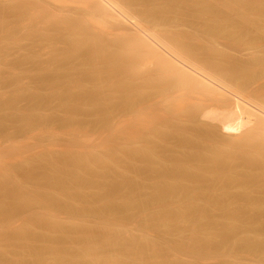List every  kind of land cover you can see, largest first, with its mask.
Wrapping results in <instances>:
<instances>
[{
  "label": "bare ground",
  "instance_id": "obj_1",
  "mask_svg": "<svg viewBox=\"0 0 264 264\" xmlns=\"http://www.w3.org/2000/svg\"><path fill=\"white\" fill-rule=\"evenodd\" d=\"M48 1L51 0H18L14 9L34 33L40 29L64 30L59 31L63 35L54 34L56 40L51 43L58 47L62 44L56 42H63L64 48H68L67 55L70 53L80 60V53L84 52L85 58L80 67L82 76L76 79L72 74L73 79L69 77L67 81L70 92L66 87L67 92L60 93L62 95L23 93L32 103L31 107L44 105L49 108L52 101H57L56 108L66 107L77 116L81 111L78 105L85 101L88 106H84V113L94 110L104 117L101 120L107 126L112 124L111 119L116 114H132L140 107L149 108L151 101L160 97L169 104L168 110L172 109L165 113L163 108L165 115L161 110L156 111V116L153 111L156 123H150V132L147 130L141 137L130 135L121 145L111 138L104 155L93 153V149H89L93 152L71 149L70 152L75 150L76 153L64 151L63 163L57 167L43 155L44 152H31L24 158L25 153L21 160L18 157L20 161L15 160L17 166L11 165L12 169L22 172L26 168V173H34L42 166L44 181L39 180L42 176L35 177L38 181L33 179V182L39 183L35 190L33 176L26 174L32 177L25 178L33 183H26L34 186L31 190L19 184L18 178L14 177V182L8 175L9 178L2 177L7 179L1 180L3 184L0 185V220L13 222L19 219L16 216L19 210L33 212L36 208L40 211L42 208L44 215L35 210V215L41 213L42 217L41 214L33 216V221L34 213L31 212L28 222L30 217L24 215L26 212L21 215L26 217H20L23 222L20 220L17 227L7 228L4 224L11 231L9 234L4 231L0 239L5 238L9 245L0 241V246L7 244L3 249L7 247L6 251L11 250L15 257L10 263L0 254L1 258L8 264H201L202 257L214 254L215 259L219 257L217 264H264V0H65L69 2L68 9L64 4L59 10L47 6ZM59 1L64 0L56 2ZM69 9L72 12L82 10V19L70 17ZM115 22L129 23V27L123 24L120 34L110 33L108 25L114 26ZM171 23L196 27L191 31L197 29L194 33L199 37L186 35L187 32L183 33L178 26L182 32L160 28ZM200 26L208 38L226 41L229 48L244 45L248 49H259L262 55L259 53L260 56L255 57L258 54L254 53L255 58L241 62L230 53L216 49L215 42L212 44L210 39L204 43V37L202 39L197 33ZM105 30L111 37L116 34V38L105 36ZM45 36L41 37L47 38ZM53 45L50 46L55 49ZM74 57L73 61L77 62ZM115 92L120 95L117 94L118 100L122 99L118 107ZM134 93L137 98L140 96L134 98L138 100L136 108L133 105L136 102L129 99ZM1 99L3 107L14 106L12 97ZM183 99L193 102L188 104L190 101H187L188 105L182 106ZM72 116L73 113L69 117L72 119ZM191 117L205 127L214 126L213 130L216 129L220 136H209L207 145L201 141L204 146L200 149L194 130L191 132L192 128L189 130L181 123L192 120ZM35 120L31 122L38 125L39 119ZM131 126L128 127L131 129ZM87 132L81 130L84 136ZM79 135L76 141H81L82 134ZM158 139L163 143H158ZM134 166L139 167V171L136 169L139 174H136L144 178L143 181L129 174L128 171H135ZM107 177H111V181ZM201 185L208 191H197ZM235 201L238 203L234 204ZM55 209L60 213L64 211L68 218L63 216L62 220L60 216L58 219L54 216ZM130 222L142 225L141 234L130 230ZM244 253L258 260L253 257L257 261L252 263L249 257L250 261L245 263L246 257H243L242 263L239 259Z\"/></svg>",
  "mask_w": 264,
  "mask_h": 264
},
{
  "label": "rangeland",
  "instance_id": "obj_2",
  "mask_svg": "<svg viewBox=\"0 0 264 264\" xmlns=\"http://www.w3.org/2000/svg\"><path fill=\"white\" fill-rule=\"evenodd\" d=\"M54 0H51V1H48V3L47 4H49V5H47V6H49L51 9L53 8L54 10L55 9H57V10H59V9H61L62 8V6L63 7H66V9H68L67 7V5H69V2H67L66 3V1L64 2L63 0V2H60L59 1V3H61V5H59V3L58 2H56V1H54ZM17 2H18V0H0V35H2V36H0V102L2 101V99L1 98H3V97H12L13 98V100H14V106L13 107H3L2 105H1V103H0V185L1 184H3V182L1 181V180H3V178H5L7 175L8 176H10V178H12L13 179V181H14V179L16 178H18L17 179V181L19 182V184H24V186H26V187H29V189H31V190H34L33 188H34V186H28L30 183V185H33V183L36 181H38L37 179H35V177L36 178H38V176L40 177V176H42V177H40V181H44L42 178H43V167L41 168L40 167V171H36V172H34V173H30V171H29V173H26V172H28L27 171V169L25 168V169H23L22 170V172L21 171H18V169L16 170L15 168H13L12 169V166L14 165H16L17 166V163L21 160V158L20 157H23L24 155H25V153H26V155L24 156V158H27V157H29L30 156V154H31V152L33 153V152H44L43 153V155L47 158V159H49L56 167L57 166H61L62 165V163H63V160H62V155H63V157H64V153H66V152H64V151H69L68 153L69 154H72V152L73 153H76V151L78 152L79 151V149H83L82 151H87V150H85V149H88V151H90L89 149H93V151H90V152H93V153H100L101 155L103 154V152H104V150H105V146H106V144L108 143L107 141H109L110 142V139L111 138H114L113 140L118 144V145H121V143H123V142H125L127 139H128V136H130V135H132L131 137H135V135H136V137H141V134H142V136L144 135V133L146 134L147 133V130H148V128L149 129H151L150 127L151 126H149L150 125V123H151V125L152 124H155L156 123V119H155V117H154V115H152V114H154L153 113V111L155 112V116H156V114L158 113H156V111H160V113L162 114V109L163 108H165V109H163L164 111L163 112H165L166 113V111H169L170 109H172V108H169V110H168V105L169 104H167V102L165 103V101L163 102V98H157V99H155L154 100V102L156 101V103H154V102H152L151 101V103L150 104H152V106L149 104V108L147 107H145L144 109H143V107L141 108L140 106H137V107H140L136 112H132V114H130V112H128V113H124L125 114V116L123 117V113L121 114V113H118V114H116V116H113L112 117V121H111V123L112 124H108V126L107 125H104L105 123H104V117L103 116H100V115H98V114H96L95 113V111L94 110H88L87 112H89V113H84V110H83V108H84V106L85 107H87L88 106V104L84 101V102H82V103H80L78 106H80L81 105V111L79 110V108H78V110H75V112H77V116H76V114L74 113V111H72V113H73V116H75V117H73L72 116V119H71V117H69L70 115H72V113H71V111H67L66 110V107H63L62 108V110H59L60 109V107L58 106V108H56L57 106L56 105H58L57 104V101H52V107L50 106L49 108L47 107H45L44 105H37L38 106V108H40V109H38L37 108V106L35 107V108H33V107H31L32 106V103H30V100L29 99H27L25 96H23V93H30V94H34V95H39V96H45V94L47 95H58V94H60V93H62V94H64L65 93V91L67 92V88H68V91L70 92V90H69V87H68V82L67 81H69L70 80V78L72 77V74H73V77L74 78H80L82 75H81V73H82V70L83 69H81L82 67H83V65H82V63H84L83 62V59L85 58L84 56H83V53H80L81 55L80 56H82V61H80V60H78V58H76V57H74L73 55H70V53H68V55H70V56H72V57H69L68 55H67V52H65L66 50H68V48H67V46L64 48V45H66V44H64L63 42H56L58 45H61V46H58V47H54V45L52 44V43H55V41H53L52 42V40L54 39V40H56V38H54V34H55V36L57 35V34H62V33H60V32H63V31H61V30H59L58 32H57V30L55 31V30H51V31H47V30H45V29H40V30H38V34L37 33H34V30H32L31 28H29L27 25H28V23L26 22H24V20H22L21 18H20V16H19V14H18V12L17 11H15V7H16V5L15 4H17ZM52 2V3H51ZM57 3V4H56ZM15 5V6H14ZM55 5V6H54ZM11 6V7H10ZM61 8H60V7ZM10 7V8H9ZM56 7V8H55ZM70 7V6H69ZM13 8V9H12ZM52 9V10H53ZM70 10V9H69ZM70 11H71V14H70ZM69 11V13H68V15H70V17H72L73 19H78L79 21L82 19L81 17H83V15H80V14H82L83 13V11L81 10H75V11H73L72 12V10H70ZM78 11V12H77ZM63 12V11H62ZM65 12V11H64ZM80 12V13H79ZM82 12V13H81ZM79 15H78V14ZM74 14V15H73ZM78 17H77V16ZM14 16H15V18H14ZM4 17V18H3ZM7 19V20H6ZM76 19V20H77ZM3 20V21H2ZM209 22H210V20H208ZM208 21H206V22H208ZM5 22V23H4ZM117 23V24H116ZM112 24H114V26L113 25H111L110 24V26L108 25V28L109 29H107L108 31H110V33H117V35H118V33L120 34L121 32H122V30H121V28H123V26L125 25V27H129L128 25H129V23L128 24H122V23H119L118 24V22H115V23H112ZM121 25V26H120ZM176 25V24H175ZM174 25V23H171L170 25H165V26H162V27H160L162 30L163 29H172V30H180L181 31V29H183L182 31H183V33H184V31H185V33H186V35H189V33H190V35H195L196 33H194V31H196V30H194V31H191V29H195L196 27H194V28H191V27H188V26H186L185 27V25L183 26H180V25H177L178 27H180V28H178L177 26H175ZM117 26V27H116ZM131 26V25H130ZM132 27V26H131ZM171 27V28H170ZM176 27V28H175ZM183 27V28H182ZM201 27L202 26H200L198 29V31H197V33L198 34H200V37L203 39V37H204V43L206 42V43H208L207 41H209V39H210V41L209 42H211L212 41V44L215 42V44H213L215 47H216V49H218V50H222V51H225V52H228V53H230V55L231 56H233L234 58H236L237 60H240L241 62L243 61L244 62V60L245 61H248V60H250V59H252V58H255V57H258V56H260V55H262L261 54V51H259V49H248V48H246V46L244 47V45H241V46H239V48L238 47H236V48H234V47H231V48H229V45L226 43V41H224L225 43H223V41L222 40H220V39H213V38H208L207 36H209L208 34L206 35V32L204 31V30H202L201 29ZM114 30H112V29ZM133 28V27H132ZM131 28V29H132ZM102 29V28H101ZM100 29V30H101ZM120 29V30H119ZM124 29V28H123ZM187 29V30H186ZM42 30V33L41 34H39V32ZM104 29H102V31H103ZM107 30H105V32L107 31ZM112 30V31H111ZM119 30V31H118ZM133 30V29H132ZM200 30H202V31H200ZM232 30V29H231ZM6 31V32H5ZM30 31V32H29ZM37 30H35V32H36ZM43 31H46V32H43ZM107 31V32H108ZM181 31V32H182ZM107 32H106V34H105V36H107V37H109V38H116V34H114L113 36L114 37H111L110 35H108L107 34ZM191 32H193L194 34H192ZM200 32H203L202 34L200 33ZM205 32V33H204ZM7 33V34H6ZM50 33V34H49ZM104 33V32H103ZM5 34V35H4ZM35 34V35H34ZM45 34L47 35H49L50 37H47V36H45ZM52 34V35H51ZM9 35V36H8ZM13 35V36H12ZM36 35H38V36H36ZM45 36V37H47V38H42L41 36ZM63 35V34H62ZM203 35V36H202ZM6 36V37H5ZM42 38H40V37ZM57 36H59V35H57ZM195 36H198L199 37V35H195ZM206 36V37H205ZM53 37V38H52ZM8 38V39H7ZM49 38H50V40H49ZM207 38H208V40H207ZM42 41H41V40ZM45 40H46V42H45ZM222 41V42H219V41ZM7 41V42H6ZM218 41V42H217ZM42 42V43H41ZM48 42H49V44H48ZM52 42V43H51ZM51 43V44H50ZM61 43V44H60ZM222 45H221V44ZM57 44L55 45V46H57ZM218 46H217V45ZM48 45V46H47ZM50 45H53V47L55 48V49H53ZM226 45V46H225ZM228 46V47H227ZM52 48V50H51V48ZM220 49H219V48ZM222 47V48H221ZM49 48V49H48ZM56 48H58V49H56ZM63 48V49H62ZM229 48V49H228ZM238 48V49H237ZM243 48H245V49H243ZM239 50V51H234L233 52V50ZM242 49V50H241ZM51 50V51H50ZM57 50H59V51H57ZM62 50V51H61ZM226 50H228V51H226ZM245 51V53H244V51ZM246 50H249V51H246ZM254 50H256V51H254ZM262 50L264 51V49L262 48ZM47 51V52H46ZM56 51V52H55ZM231 51V52H230ZM254 51V52H253ZM44 52V53H43ZM53 52V53H52ZM238 52V53H237ZM250 52H251V54H250ZM258 52V53H257ZM47 53H49V54H47ZM52 53V54H51ZM243 53H244V55H243ZM258 54L257 56L255 55V54ZM259 53H260V55H259ZM61 54V55H60ZM248 54V55H247ZM253 54V55H252ZM57 55H59V56H57ZM66 55H67V57H66ZM247 55V56H246ZM251 55V56H250ZM254 55H255V57H254ZM253 56V57H252ZM73 57L74 58H76L77 59V62H78V65H77V62H76V60L75 61H73L74 59H73ZM84 57V58H83ZM244 57V58H243ZM251 57V58H250ZM54 58V59H53ZM63 58V59H62ZM68 58V59H67ZM249 58V59H248ZM56 60V61H55ZM53 61V62H52ZM73 63H72V62ZM75 63H76V65H75ZM50 64V65H49ZM80 64H81V66H80ZM59 65V66H58ZM78 66H79V68H78ZM77 67V68H76ZM81 67V68H80ZM76 69H78V70H76ZM81 71H80V70ZM44 70V71H43ZM54 70V71H53ZM74 71V72H73ZM75 72H76V74H75ZM59 74V75H58ZM71 76H70V75ZM43 75V76H42ZM56 75V76H55ZM69 75V76H68ZM80 76V77H79ZM156 76V75H155ZM70 77V78H69ZM73 77L71 78V79H73ZM38 78V79H37ZM66 78V79H65ZM76 78V79H77ZM53 79V80H52ZM28 80V81H27ZM56 80L57 81H59V82H56ZM65 82H64V81ZM84 81H86V80H84ZM50 82H51V84H50ZM52 82H53V84H52ZM87 82V81H86ZM86 82H84V83H86ZM55 83V84H54ZM58 83V84H57ZM88 83V82H87ZM86 83V84H87ZM66 84V85H65ZM62 85H64V86H62ZM38 87V88H37ZM51 87V88H50ZM67 87V88H66ZM30 88V89H29ZM64 88V89H63ZM51 89V90H50ZM53 89V90H52ZM54 89H56V90H54ZM62 89V90H61ZM136 89H137V87H136ZM139 89V88H138ZM142 89V88H141ZM59 90L61 91V92H59ZM140 90V89H139ZM143 90V89H142ZM141 90V91H142ZM49 91V92H48ZM56 91V92H55ZM46 92V93H45ZM59 92V93H58ZM143 92V91H142ZM116 93V92H115ZM115 93H114V98H116L117 100V102L115 103V100H114V103L116 104V106L118 107V104H119V106H120V104L122 103V99H121V97L119 98V99H121V100H118V93H116V95H115ZM141 93V92H140ZM5 94L7 95V96H5ZM22 94V95H21ZM62 94H60V95H62ZM136 93H134V95H132V98H130L129 97V99H131L130 101L132 102V100H133V102L135 101L136 103H132L133 105H135L134 106V108H136V104H137V102H138V100H136V99H134L135 97L137 98V94L135 95ZM143 94V93H142ZM120 96V95H119ZM126 97H128V96H126ZM139 98H140V96H138ZM139 98H137V99H139ZM164 100H165V98H164ZM184 100V99H183ZM183 100H180L181 102L183 101ZM120 101H121V103H120ZM179 101V102H180ZM187 101H190V99L189 100H184L181 104H182V106L183 105H185V104H187ZM158 102H159V104H158ZM184 102H186V103H184ZM191 102V103H190ZM190 102H188V104H192V100L190 101ZM125 103H126V101H125ZM161 103H165L164 104V106H166V107H164V106H162V107H160L161 106ZM83 104H86V105H83ZM167 104V105H166ZM187 104V105H188ZM82 105H83V107H82ZM174 105V104H173ZM56 106V107H55ZM17 107V108H16ZM26 107V108H25ZM45 107V108H44ZM65 108V109H64ZM7 109V110H6ZM13 109V110H12ZM54 109V110H53ZM56 109H57V111H56ZM82 110H83V112H82ZM91 111V112H90ZM94 111V112H93ZM152 111V112H151ZM39 112V113H38ZM79 112H81V114L79 113ZM92 112H93V114H92ZM149 112V113H148ZM170 112V111H169ZM168 112V113H169ZM200 112H202V110L200 111ZM83 113V114H82ZM135 113V114H134ZM42 114V115H41ZM80 114V115H79ZM85 114V115H84ZM96 114V115H95ZM141 114V115H140ZM145 114V115H144ZM45 115V116H44ZM94 115H95V117H94ZM135 115H136V118H135ZM153 116V118L151 117V116ZM162 115H165L164 113L162 114ZM41 116V117H40ZM60 116V117H59ZM89 116V117H88ZM91 116V117H90ZM100 116V117H99ZM134 116V117H133ZM142 116V117H141ZM150 118H152L153 119V121H152V119H150ZM79 117V118H78ZM127 117V118H126ZM133 117V118H132ZM138 117V118H137ZM158 117V116H157ZM156 117V118H157ZM42 118H45V119H42ZM73 118H75L74 120H73ZM99 118V120L100 121H102V122H100V121H98L97 119ZM101 118H103L102 120H101ZM119 118H120V120H119ZM125 118L126 119H128V120H125ZM194 118V119H193ZM33 119L35 120V119H39V123H38V125L36 124V125H34L32 122H33ZM71 119V120H70ZM77 119V120H76ZM114 119V120H113ZM117 119V120H116ZM133 119V120H132ZM191 119L192 120H187V122L185 123L184 121L183 122H181L182 123V125H185L186 127H188V129H189V127H190V131L192 132L193 130V135H195L196 137H197V139L200 141L199 142V144H200V149L201 148H203L202 146H204V145H202V144H205V145H207V143H208V141L206 142V140H207V138L209 137V136H215V137H219L220 135L219 134H217L215 131H216V129L215 130H213V128H214V126L212 127L211 125H206L207 127H205V125L203 124H200V122L199 121H196V118L195 117H191ZM42 120V121H41ZM45 120H46V122H45ZM48 120V121H47ZM64 120V121H63ZM68 120V121H67ZM132 120V121H131ZM195 120V121H194ZM27 121V122H26ZM32 121V122H31ZM36 121V120H35ZM98 121V122H97ZM120 123H119V122ZM125 121H128L129 122V124H126L127 122H125ZM131 121V122H130ZM134 121V122H133ZM148 121V122H147ZM190 121V122H189ZM191 121H193L192 123H191ZM29 122V123H28ZM31 122V123H30ZM91 122V123H90ZM97 122V123H96ZM101 124H100V123ZM115 122H116V124H115ZM125 122V123H124ZM147 122V123H146ZM197 124V126L195 125V123ZM199 124H198V123ZM44 123H46V125L44 124ZM96 123V124H95ZM132 123V124H131ZM135 123H137V124H135ZM187 123H189L188 125L189 126H187ZM194 123V124H193ZM45 125V127H44V125ZM80 124V125H79ZM104 125V127H103V125ZM126 124V125H125ZM132 126H131V125ZM135 124V125H134ZM28 125V126H27ZM31 125H33V126H31ZM55 125V126H54ZM63 125V126H62ZM101 125V126H100ZM118 125H122L121 127L120 126H118ZM142 125H143V127H142ZM149 127H148V126ZM192 125V126H191ZM195 125V126H194ZM43 128L42 130L41 129H39V128H41V127ZM47 126V127H46ZM81 128V130L82 131H89V133L88 134H86L85 133V136L83 135V133H81V130H80V128ZM131 126V129L129 128V127ZM133 126H135L134 128H136V129H134L133 128ZM140 126V127H139ZM32 127V128H31ZM66 127V128H65ZM73 127V128H72ZM109 127H111V129H109ZM119 127H120V129H119ZM127 127V128H126ZM142 127V128H141ZM210 127V129H208ZM39 129V130H41L42 132H39L37 129ZM45 128V129H44ZM48 128H49V132H48ZM52 128V129H51ZM77 128V129H76ZM96 128V129H95ZM108 128V129H107ZM133 128V129H132ZM139 128H140V132H139ZM198 128V129H197ZM205 128V129H204ZM67 129H69L68 131L70 132H68L67 131ZM77 131H76V130ZM85 129V130H84ZM91 129V130H90ZM95 129V130H94ZM118 129V130H117ZM126 129V130H125ZM201 129V130H200ZM45 130V131H44ZM62 130H63V132H62ZM93 130V131H92ZM98 130V131H97ZM120 130V131H119ZM134 131V134H133V132L132 131ZM143 130V131H142ZM145 130V131H144ZM203 130V131H202ZM212 131V132H210V131ZM34 131H38L37 132V134H36V132H34ZM62 132V134H61V132ZM65 131V132H64ZM80 131V133H78L77 134V132H79ZM108 131V132H107ZM123 133H122V132ZM126 131H127V133H126ZM199 131H200V133H199ZM71 132H72V134H77V135H79V134H82V139L84 138V140H82L81 139V141L80 140H75V138H77V137H79V136H81V135H79V136H77V135H75V137L71 134ZM131 133V134H129V133ZM136 132V133H135ZM143 132V133H142ZM148 132H150L149 130H148ZM197 132V135L195 134ZM41 135L42 133H43V135L45 134V136H40L39 134ZM48 133V134H47ZM119 133V134H118ZM138 133V134H137ZM214 133V134H213ZM60 134V135H59ZM64 134V135H63ZM66 134V135H65ZM67 134H70L71 136H72V138L74 139H71V136L70 137H68L69 135H67ZM95 134V135H94ZM115 134V135H114ZM209 134V135H208ZM217 134V135H216ZM35 135V136H34ZM61 135H63L62 137H61ZM91 135V136H90ZM126 137H125V136ZM138 135V136H137ZM202 135H203V139H205V140H203V139H201L202 138ZM207 137H206V136ZM57 136V137H56ZM58 136H59V138H58ZM123 136V137H122ZM146 136V135H145ZM204 136H205V138H204ZM87 137V138H86ZM116 137V138H115ZM52 138H53V140H52ZM101 138V139H100ZM118 138V139H117ZM127 138V139H126ZM25 139V140H24ZM67 139H69V140H67ZM80 139V138H79ZM87 139V140H86ZM93 139V140H92ZM109 139V140H108ZM201 139V140H200ZM62 140V141H61ZM90 140V141H89ZM121 140V141H120ZM124 140V141H123ZM56 141V142H55ZM118 141V142H117ZM203 143H202V142ZM30 142V143H29ZM53 142V143H52ZM60 142H61V144H60ZM79 142L81 143V144H79ZM90 142H91V144H90ZM120 142V143H119ZM158 143H163L162 141H160V139H158V141H157ZM15 143H16V145H17V143H18V147H17V149H16V145H15ZM22 143V144H21ZM116 143H115V145H116ZM202 143V144H201ZM51 144V145H50ZM7 145V146H6ZM21 147H20V146ZM63 145V146H62ZM90 145V146H89ZM117 145V146H118ZM135 145H142V144H135ZM52 146V147H51ZM57 146V147H56ZM66 146V147H65ZM72 147V148H71ZM64 148H66L65 150H64ZM73 150V149H75L74 151H72V152H70V150ZM64 152V153H63ZM63 153V154H62ZM58 155H59V157H58ZM104 155V154H103ZM157 155V154H156ZM18 157H19V159H18ZM157 157H159L158 155L156 156V159H158ZM17 158V159H16ZM127 158V159H126ZM126 158H124L125 159V161H128V157H126ZM53 159V160H52ZM59 159H61V160H59ZM15 160H18L17 161V163L15 162ZM130 162V161H129ZM14 163V164H13ZM5 164V165H4ZM9 165V166H8ZM12 165V166H11ZM53 165V166H54ZM13 166V167H14ZM15 166V167H16ZM140 166V165H139ZM3 167V168H2ZM9 167V168H8ZM139 168V167H138ZM137 167H135L134 166V170L132 169H130L131 171H134L133 173L131 172L130 173V171H128L129 172V174H132L133 176H135V177H139L138 178V180L139 181H143V179L142 178H140V175H138L137 176V174H139V172L137 173V171H136V169L139 171V169H138ZM11 169H12V171H11ZM41 169H42V171H41ZM14 170H16L14 173H13V171ZM23 171H24V173H23ZM26 171V172H25ZM39 172V173H38ZM42 172V173H41ZM11 173V174H10ZM17 173H19V174H17ZM22 173V175H20ZM137 173V174H136ZM10 174V175H9ZM15 174V175H14ZM32 175L33 176V178L31 177V176H27V175ZM135 174V175H134ZM14 175V176H13ZM23 175H25V176H23ZM7 176V178H9ZM3 177V178H2ZM15 177V178H14ZM19 177H20V179H19ZM32 178V182H33V179H34V182L32 183L31 181H29L28 179H26L25 180V178ZM6 178V179H7ZM108 178V177H107ZM6 179H4L3 181L5 182V180ZM15 179V180H16ZM22 179V180H21ZM111 179V177L110 178H108L107 180L108 181H111L110 180ZM24 180V181H23ZM106 180V179H105ZM26 181V182H25ZM39 181V182H40ZM146 181V180H145ZM2 182V183H1ZM15 182V181H14ZM17 182V183H18ZM23 182V183H22ZM29 182V184L27 185L26 183H28ZM16 184V183H15ZM36 184V185H35ZM34 185H35V190H36V186L37 185H39V183L37 184V183H34ZM207 186V185H206ZM31 187H33V188H31ZM200 187V188H199ZM198 187V189H197V191H205V189H207L206 191H208V188H206L205 187V185L204 186H199ZM38 188H39V186H38ZM124 189L125 190H129V188L128 187H124ZM38 190V189H37ZM130 190H133V189H130ZM152 190V189H151ZM150 190V191H151ZM149 191V190H148ZM209 191H210V189H209ZM238 203V201H235L234 202V204L235 203ZM240 202V201H239ZM242 202V201H241ZM174 204H176V203H174ZM233 204V205H234ZM171 206L173 205V203L172 204H170ZM177 205V204H176ZM179 206V205H178ZM172 207H174V205L172 206ZM176 207V206H175ZM44 209V208H43ZM35 210H37L36 211V213L38 214V212H44L43 210H42V208H41V211H40V209H38V208H36ZM35 210L33 209V212H32V210L31 211H25V210H19V212H17V215L16 216H19V219L17 220H14L13 222L11 221H9V223L7 222V221H5V223H3L1 220H0V224L2 223L3 225L1 226L0 225V238L2 237L1 235H3V233H4V231H6V234L8 233H10V228L9 229H6L4 226H6V225H4V224H7V228L8 227H12V228H15V227H17L18 226V223H20V220H21V218L22 219H24V217H26V216H24V215H28L27 217H28V219H29V217H30V219L28 220V222L29 221H31V216H30V214L32 215V213H34V215H32V217L33 216H35V217H39L40 216V214L41 213H39V215H35ZM21 211H24L23 213L21 212ZM45 211H47V210H45ZM56 211H57V213H56ZM27 212V213H26ZM32 212V213H31ZM54 212V211H53ZM60 213V211L59 210H56L55 209V213H56V215L54 214V216H56V217H58V219L60 218V216H62L61 217V219L62 218H64L66 215H68V214H66V213H63L62 211H61V213H63V214H61L60 213V215H58L59 213ZM24 213H26V214H24ZM29 213V214H28ZM45 213H47V212H45ZM22 214H24L23 216H21ZM43 215H44V213H42ZM42 214H41V217H42ZM65 214V215H64ZM45 216H47V214H45ZM64 216V217H63ZM1 217V216H0ZM21 217V218H20ZM18 218V217H17ZM68 218V216L67 217H65V219H67ZM0 219H2V217L0 218ZM64 219V220H65ZM32 220L34 221V217L32 218ZM63 220V219H62ZM22 221V220H21ZM24 221H27L26 219L24 220ZM17 222V223H16ZM23 222V221H22ZM14 224V225H12V224ZM12 226H11V225ZM139 223L138 222H135V224H134V222H130V224H129V228L130 227H132L130 230H134L135 231V233L136 234H141L140 232H142V225L140 226V224L138 225ZM17 225V226H16ZM132 225V226H131ZM13 226H15V227H13ZM137 226H139V227H137ZM136 227H137V229H136ZM138 228H140L141 230H139L138 231ZM5 229V230H4ZM10 230V231H9ZM12 230H14V229H12ZM13 232V231H12ZM4 236V235H3ZM7 236H10V235H7ZM158 236V235H157ZM159 239H161L160 237H159ZM5 238H3V240L1 241V239H0V241H1V243L3 242V243H7L8 244V240H5ZM161 240H163V241H165V238H163V239H161ZM0 243V244H1ZM7 244L6 245H1L2 246V248H1V246H0V250L1 249H3V247L4 246H7ZM9 245V244H8ZM76 246V245H75ZM10 248L9 249H11V248H13V247H11V246H9ZM7 248V247H6ZM6 248H4L5 249V251H4V249H3V251L4 252H7L8 253V257H10L11 255H12V251L11 250H9V251H6V250H8V248L6 249ZM11 251V252H10ZM9 252H10V254H9ZM227 253V252H226ZM233 253V252H232ZM245 253H246V251H245ZM242 254V255H245V256H242L241 257V259H239L240 261H242V259H244L245 257L247 258L248 257V255L247 254ZM0 254L1 255H3L6 259L5 260H7V261H9L8 263H10L11 262V260H12V262H13V258L15 257L14 255H12L11 256V258L10 259H8V257H6L7 255H6V253H5V255L3 254V252H2V250L0 251ZM234 254H235V252H234ZM234 254H232L233 256H235L236 254H238V253H236L235 255ZM1 255H0V258H1ZM207 255H209V254H207ZM207 255H205V257L207 256ZM227 255H230V256H232L231 254H227ZM14 256V257H13ZM210 256V257H209ZM209 256H207L206 258L204 257H202V262L200 261V257H199V261H200V263L201 264H217V263H219V257H218V259H215V258H217L214 254H210ZM232 256V257H233ZM3 257V258H4ZM171 257V256H170ZM239 257V256H238ZM244 257V258H243ZM249 257H252V255H250ZM248 257V258H249ZM254 257V256H253ZM253 257H252V259L251 258H249V260H248V258L246 259H244V260H246V261H244L245 263H247L248 261H250V259H251V261H252V263H254L255 261H257L258 259H257V257H254V258H256L257 260H255V259H253ZM2 259V258H1ZM205 261H204V260ZM238 258H237V256H236V260H237ZM4 262H3V261ZM2 260H0L2 263H5V264H8V263H6L7 261H5L4 259H2ZM208 260V261H207ZM235 260V259H234ZM235 260V261H236ZM253 260H254V262H253ZM243 261H242V263H243ZM204 262V263H203ZM1 263V264H2ZM249 263H251V262H249ZM259 263V262H258ZM12 264V263H11ZM254 264H256V263H254Z\"/></svg>",
  "mask_w": 264,
  "mask_h": 264
}]
</instances>
